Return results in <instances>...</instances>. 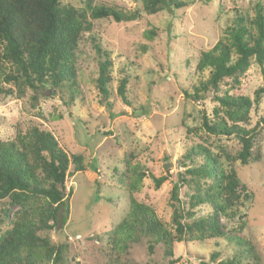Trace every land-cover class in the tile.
<instances>
[{
	"label": "trees",
	"instance_id": "16d2710c",
	"mask_svg": "<svg viewBox=\"0 0 264 264\" xmlns=\"http://www.w3.org/2000/svg\"><path fill=\"white\" fill-rule=\"evenodd\" d=\"M80 1L81 9L62 5L61 0H0L1 99H22L29 90L34 101L35 96L46 99L64 91L72 100L79 89L76 54L83 35L92 30L90 21L122 24L140 18L137 11L96 4V0ZM141 4L147 15L187 6L182 0H141ZM155 36L153 29L145 33L147 40ZM91 41L98 65L95 88L107 101L111 60L94 38ZM252 63L264 75V9L260 3L255 5L253 19L236 15L219 41L199 52L195 73L200 76L207 72L208 77L193 85L191 92L183 90L185 99L202 105L210 96L217 107L211 117L201 108L197 130L204 137L192 143L178 161L181 171L170 193L171 227L151 206L136 198L144 178L158 190L169 176H155L138 166L130 168L129 159L123 175L129 180L128 212L104 235L106 239L95 237L109 248L110 255L126 254L144 243L148 258L161 246L166 264H176L175 244L224 240L237 250L230 259L216 264H259L253 243L243 235L246 225L239 213L251 195L235 170L237 163L245 166L264 159L262 121L249 127L253 102H259L263 89L255 92L254 101L235 94ZM127 84V79L120 80L117 95L129 105ZM223 86L227 89L222 90ZM194 132L187 130L188 135ZM217 139L233 140L239 148L230 150ZM85 171L82 156L67 154L48 131L34 127L23 134L17 130L11 140H0V227L4 226L0 231V264H65L66 246L51 244L45 233H60L68 222L72 190L67 188V181L72 173ZM182 188L187 189L185 200L179 197ZM200 206H206L209 213L196 217ZM221 221L238 225L228 229ZM218 258V253L210 255L212 262ZM112 262L117 261L107 264ZM198 262L206 264L202 258Z\"/></svg>",
	"mask_w": 264,
	"mask_h": 264
},
{
	"label": "rangeland",
	"instance_id": "374dc122",
	"mask_svg": "<svg viewBox=\"0 0 264 264\" xmlns=\"http://www.w3.org/2000/svg\"><path fill=\"white\" fill-rule=\"evenodd\" d=\"M182 1L187 3L182 9L147 15L141 0H96V4L137 11L140 18L122 24L110 20L90 21L92 30L83 35L76 54L77 95L70 100L69 93L64 91L46 99L35 96L34 101L28 90L22 99L0 98L1 141L11 140L17 130L25 134L37 127L50 132L67 154L83 158L86 171L72 173L67 181V188L72 190L68 222L60 233H45L51 244L66 246L65 264H107L114 259L117 262L112 264L167 262L161 246L155 248L152 258H148L144 243L133 246L126 254L114 256L95 237L100 235L106 239L104 235L128 212L129 180L123 179V175L129 159L130 168L138 166L155 176H169L170 180L158 190L149 178H144L136 198L151 206L157 217L171 227L170 193L181 171L178 161L192 143L204 137L197 130L201 108L211 117L217 107L210 96L199 105L182 94L183 90L191 92L193 85L208 77L207 72L200 76L195 73L199 52L211 49L225 29L232 26L236 15L253 19L256 4L260 3L264 9V0ZM61 3L76 9L83 7L80 0H61ZM151 29L156 31V36L147 40L145 33ZM92 38L111 60L112 80L107 101L95 88L98 65ZM123 78L128 80L129 105L117 95ZM225 89L223 86L222 90ZM259 89H263V94L259 102H253L249 127L262 121L260 127L264 133V75L252 63L235 94L254 101ZM188 129L195 130L193 135L187 134ZM217 140L230 150L239 148L233 140ZM235 170L251 195L239 208L246 225L243 235L253 243L259 264H264V159L245 166L237 163ZM186 192V188L180 190L182 200ZM195 211L196 217L209 213L206 206ZM221 225L231 229L238 223L221 221ZM3 229L1 225L0 231ZM236 250L224 240L175 244L173 258L178 259L176 264H199V258L206 264H216L230 259ZM213 253H218L219 258L212 262Z\"/></svg>",
	"mask_w": 264,
	"mask_h": 264
}]
</instances>
